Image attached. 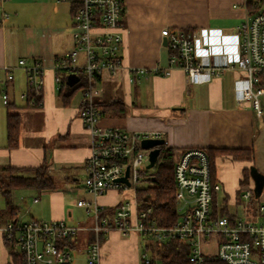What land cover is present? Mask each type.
<instances>
[{
	"label": "crops",
	"instance_id": "crops-1",
	"mask_svg": "<svg viewBox=\"0 0 264 264\" xmlns=\"http://www.w3.org/2000/svg\"><path fill=\"white\" fill-rule=\"evenodd\" d=\"M245 1L124 0L121 53L125 70L115 77L104 74L96 96L98 104L119 100L125 109L123 113L117 109L102 111V126L141 136L159 135L168 148L183 151L226 150L216 159V183L221 189L214 193L215 205L219 213L226 208L235 219L251 215L243 194L254 182L251 170H264V117L257 119L250 104L237 99L234 84L242 74L228 72L211 82L190 84L181 70H174L168 77L151 74L140 78L131 70L168 66L169 50L161 35L165 27L234 31L251 13ZM72 6L71 0H9L3 4L6 18L0 23V173L6 176V168H14L19 170L17 175L29 177L32 170L44 165L54 187L13 189L10 205L0 187L6 203L0 209V226L14 218L62 220L84 230L93 226L92 217L77 205L80 200H93L83 190L85 162L91 152V141L79 115L83 91L64 105L54 69L55 62L74 47ZM21 59L28 63L37 60L43 66L40 105H28L22 97L28 86L26 74L19 67ZM3 92L9 97L7 105L2 102ZM9 114L21 118L19 146L15 149L8 148ZM245 171L249 178L243 184ZM242 199L247 201L244 206ZM123 200L121 192L110 190L98 198V203L113 219ZM231 206L235 210L240 206L241 215L238 211L231 213ZM137 213L136 208L129 222L138 221ZM141 237L149 240L138 232L124 235L111 231L102 243V263L141 264L142 256L140 259L137 253ZM92 239L91 231H83L69 241L73 249L80 242L84 244L80 251L84 264ZM0 249V264H10V251L1 236Z\"/></svg>",
	"mask_w": 264,
	"mask_h": 264
},
{
	"label": "built area",
	"instance_id": "built-area-1",
	"mask_svg": "<svg viewBox=\"0 0 264 264\" xmlns=\"http://www.w3.org/2000/svg\"><path fill=\"white\" fill-rule=\"evenodd\" d=\"M7 1L0 0V23L6 18L3 4ZM249 1H245L246 7ZM124 11V0H81L73 16L74 47L54 66L58 90L70 75L78 76L77 84H83L79 115L91 141L83 190L93 200H80L77 205L92 217L93 226L84 230L62 220L11 219L0 226V236L10 251V264H14L15 255L22 264H71L74 249L69 241L83 231L93 233L87 264H103L102 243L113 230L124 235L138 232L156 242L178 239L187 244L191 264L209 261L264 264V204L250 216L235 219L214 215V193L221 186L212 183L209 160L202 149L186 150L176 165L179 222L170 228H160L144 221L151 209L139 210L137 190L141 172L149 164L150 152L141 148V140L149 136L102 126V110L96 102L103 75L115 77L125 70L121 53ZM161 35L167 39L168 66L132 68L131 72L138 78L151 74L168 77L174 70H181L190 84H203L236 71L242 74L234 84L237 99L248 102L257 119L264 117V0H251V13L230 33L211 27H165ZM19 67L26 74L28 86L22 97L27 99L29 92L41 94L44 87L41 62L28 63L21 59ZM8 79L12 80L13 76L9 74ZM1 98L4 105L9 103L6 92ZM30 104L36 106L34 101ZM127 168L130 186L118 181ZM110 190L124 196L113 219L106 216V208L98 203V198ZM253 197L249 188L243 194L247 201ZM136 208L138 221L133 224L129 220ZM153 261L146 252L142 255V264Z\"/></svg>",
	"mask_w": 264,
	"mask_h": 264
},
{
	"label": "trees",
	"instance_id": "trees-1",
	"mask_svg": "<svg viewBox=\"0 0 264 264\" xmlns=\"http://www.w3.org/2000/svg\"><path fill=\"white\" fill-rule=\"evenodd\" d=\"M72 1V15L80 7L81 0ZM248 10L251 12V0L247 4ZM1 83V80H0ZM83 87L82 83L76 84L73 87L67 85V82L59 90V97L64 105H68L72 97ZM41 94L29 92L27 104L31 101L37 104L41 101ZM102 111L117 109L119 113L124 112V105L119 100H114L106 104H98ZM20 125L21 118L16 114H9L7 119V140L8 148L15 149L19 146L20 140ZM161 153L156 165L152 169H146L141 172V186L137 190V200L139 210L146 211L151 209L146 223H154L160 228H170L175 226L180 218L177 214V196H176V178L175 169L181 155L185 152L175 148H168L166 144L159 147ZM207 154L211 180L216 184V159L218 156L226 153V150L207 149L204 150ZM231 153V152H227ZM244 153H248L244 152ZM19 170L14 168H6L5 174L0 173V187L6 198L7 204L10 205V193L13 189L19 187L38 188V189H53V181L48 175L47 168L43 165L32 170V175L29 177L17 175ZM245 180L249 178L245 171ZM247 179V180H246ZM214 215L229 216L226 208H222L220 213L216 209L215 196L213 200ZM106 214V213H105ZM146 249L151 250L154 257L161 264H191L189 261V250L186 243L175 239L165 242H156L149 239L146 244ZM14 264H22L19 256L14 257ZM154 264V261L151 263ZM205 264H227L222 261H209Z\"/></svg>",
	"mask_w": 264,
	"mask_h": 264
},
{
	"label": "water",
	"instance_id": "water-1",
	"mask_svg": "<svg viewBox=\"0 0 264 264\" xmlns=\"http://www.w3.org/2000/svg\"><path fill=\"white\" fill-rule=\"evenodd\" d=\"M164 44L167 45V39H164ZM79 82V77L76 75H70L67 79V85L70 87L75 86ZM165 144V140L163 138L158 137H145L141 140V148L145 150H149V164L147 169H152L160 156L161 149L160 146ZM129 177V168H127L126 173L123 177L119 178L118 181L121 183L127 184L130 186V182L128 180ZM251 177L254 181V192L257 196H260L264 189V175L259 173L257 170H251Z\"/></svg>",
	"mask_w": 264,
	"mask_h": 264
},
{
	"label": "rangeland",
	"instance_id": "rangeland-1",
	"mask_svg": "<svg viewBox=\"0 0 264 264\" xmlns=\"http://www.w3.org/2000/svg\"><path fill=\"white\" fill-rule=\"evenodd\" d=\"M78 94H80L79 91H78ZM259 173L264 175V170L262 172H259ZM140 182H141V180H140ZM140 186H141V183L139 184V187ZM251 189L253 190L254 197L248 202L250 204L249 206H250L251 212L253 211L256 214L258 211L259 205L264 204V189H263V192L260 196H257L254 192V182H252ZM220 199L222 200L221 196H220ZM246 202L247 201H244L242 199V206H244V204ZM5 205H6V203H5L4 199L0 196V209H3L5 207ZM235 209L236 208H232V206H231L230 207L231 213H235L236 211H238V213L241 215L242 211H241L240 206L237 207V210H235ZM147 242H148L147 239H143L141 237L138 244H137V253L139 254L140 259H141V256L146 252L154 260V264H161V262L154 257L152 251L146 249ZM83 245L84 244L82 242H80L77 245V247L73 250V257H72L73 264H84L85 263V261H83L82 256L80 255V251L83 249ZM0 259H3L2 249H0ZM141 262H142V260H141Z\"/></svg>",
	"mask_w": 264,
	"mask_h": 264
}]
</instances>
